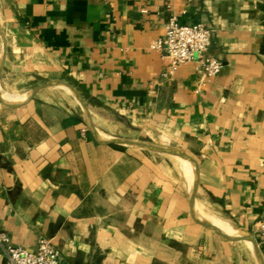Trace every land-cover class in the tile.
Segmentation results:
<instances>
[{"label": "crops", "instance_id": "crops-1", "mask_svg": "<svg viewBox=\"0 0 264 264\" xmlns=\"http://www.w3.org/2000/svg\"><path fill=\"white\" fill-rule=\"evenodd\" d=\"M221 72L161 78L165 23ZM264 0H0V233L63 264H264ZM0 264L5 257L0 250Z\"/></svg>", "mask_w": 264, "mask_h": 264}, {"label": "built area", "instance_id": "built-area-1", "mask_svg": "<svg viewBox=\"0 0 264 264\" xmlns=\"http://www.w3.org/2000/svg\"><path fill=\"white\" fill-rule=\"evenodd\" d=\"M211 29L202 22L183 24L175 16L165 23L164 34L156 39L151 47L162 51L169 64L161 73L164 80L170 79L179 66L194 62L200 82L207 81L221 72L222 62L208 54ZM260 239L264 246V216L260 220ZM0 250L5 264H63L61 251L46 237L39 236L35 251L13 245L9 236L0 233Z\"/></svg>", "mask_w": 264, "mask_h": 264}]
</instances>
